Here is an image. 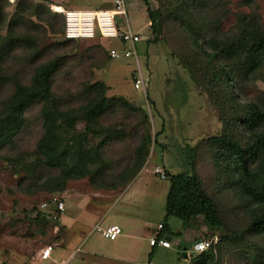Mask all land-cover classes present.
<instances>
[{
  "label": "rangeland",
  "instance_id": "1",
  "mask_svg": "<svg viewBox=\"0 0 264 264\" xmlns=\"http://www.w3.org/2000/svg\"><path fill=\"white\" fill-rule=\"evenodd\" d=\"M125 3L130 27L141 38L135 49L144 90L134 88L139 68L133 57H109V49L127 52L129 46L98 37L67 42L59 31L60 19L53 18L57 14L51 10L56 5L70 10L109 9V0H0V118L16 87L29 85L39 65L61 57L63 65L52 78L51 90L58 109L76 119L68 137L86 133L87 149L92 150L104 143L98 151L100 163L94 164L89 174L68 181L61 193L50 192L47 189L55 184L50 179L59 171L35 168L37 143L43 132L41 107L33 105L24 112L17 134L0 147V264H30L40 249L62 240L64 232L59 228L54 201L65 204L69 199L123 190L110 188L118 186L119 176L132 166L135 150L147 134L151 143L144 163L147 172L141 180L150 183L151 189L168 190L166 173L188 171L199 177L217 207L220 229L211 230L201 216L195 217L188 223L191 241L217 243L213 264H264V227L250 229L253 219L264 213V206L242 197L231 185L232 174H221L224 166L215 165L214 150V139L222 136L234 138L243 147L249 141L236 119L242 106L264 105V56L254 74H236L237 102L233 103L222 96L219 84L211 81L214 64L195 45L213 34L239 35L252 18L264 33V0ZM59 8L55 7V12H60ZM147 10L155 13L159 25L156 36ZM95 82L105 84L108 99H125L133 109L111 104L97 121L85 118L86 89ZM185 147L195 150L191 168L183 165ZM228 160L224 159V165ZM156 170L163 173L164 180ZM166 194L155 200L145 198L143 203H147H142L151 209L142 214L151 225L161 224ZM169 226L174 244L170 250L154 251L151 264L189 263L194 254L191 244L182 238V222L172 218ZM97 235L95 232L91 238ZM178 240L179 245H175ZM85 241L83 249L89 244L84 247Z\"/></svg>",
  "mask_w": 264,
  "mask_h": 264
},
{
  "label": "trees",
  "instance_id": "2",
  "mask_svg": "<svg viewBox=\"0 0 264 264\" xmlns=\"http://www.w3.org/2000/svg\"><path fill=\"white\" fill-rule=\"evenodd\" d=\"M51 4L49 3L50 6ZM46 12L49 13L48 10ZM147 15L151 23L150 29L156 36L159 25L155 20V13L147 10ZM53 18L60 19L59 31L65 39L64 16L57 14ZM243 18L247 20L246 17ZM66 41L74 42L73 40ZM195 45L202 52L203 57L214 64V72L210 76L211 81L219 84L222 96L228 102L236 103L237 96L234 91L236 90L234 85L236 74H254L264 56V33L257 20L249 19L247 28L239 35L219 37L213 34L208 39H203L201 44H198V41L195 42ZM62 65L61 57L39 65L34 70L29 85L16 87L6 103V113L0 118V147H2L12 141L23 125L24 112L33 105H40L43 132L37 143L38 156L35 168L46 167L59 171L57 177L50 179V183H55L54 187L47 189L56 193L63 192L68 181L89 174L91 167L100 163L98 151L104 145V143L100 144L95 150L87 149L86 133L68 137L67 131L73 128L76 119L72 118L68 112L58 109L51 90L52 78ZM107 90L102 82L87 86L86 92L89 100L84 109L85 118L97 121L106 113L111 104H118L126 110L133 109L125 99H108ZM240 109L241 114L237 116L236 122L238 127L247 133L249 141L243 147L232 137L222 136L214 139L215 165L218 168L224 166V170L220 171L221 174L226 176L232 174L231 185L249 203L264 206V105L250 103ZM145 117H147L146 114ZM150 143L151 136L147 134L135 150L132 166L119 176L118 186L111 187V190L119 188L124 190L135 179L144 167ZM182 150L183 165L188 168L193 167L195 150L190 147ZM226 157H229V160L224 165ZM166 179L169 189L160 237L172 238L166 224L169 218L180 220L183 229H188L189 221L201 216L209 229H220L221 221L217 207L208 196L198 176L190 175L188 171H185L178 174L166 173ZM53 209L55 213L58 212L56 208L53 207ZM263 227L264 213L253 219L250 224V229L254 230ZM216 247L217 243L210 244L206 251L192 255L188 264L216 263L214 254Z\"/></svg>",
  "mask_w": 264,
  "mask_h": 264
},
{
  "label": "crops",
  "instance_id": "3",
  "mask_svg": "<svg viewBox=\"0 0 264 264\" xmlns=\"http://www.w3.org/2000/svg\"><path fill=\"white\" fill-rule=\"evenodd\" d=\"M57 6H54L52 10L54 11L55 7L59 8ZM145 171L147 172V167H143L135 179L120 192L100 193L98 195L100 197L86 195L67 200L63 213L56 212L59 228H62L64 232L62 240L51 246L49 260L36 264H151L154 251L162 248L151 247L149 240L155 236L158 226L162 225L164 213L161 215V224L151 225L150 220L142 216L151 209L143 207L142 203L145 198L155 200L159 195L168 193V190L155 186L151 189L150 183L141 180ZM138 202L140 207L137 206ZM137 211L141 213L138 214ZM171 219L169 218L166 222L170 232ZM95 226L102 229L118 226L121 234L113 241L104 239L99 233L92 239ZM189 234L188 229H183L182 238L192 247L196 241H191ZM84 241V247L88 242L89 244L83 249ZM168 241L172 246V238ZM175 245H179V240L175 242ZM37 254L32 260L38 259ZM185 264H188V261Z\"/></svg>",
  "mask_w": 264,
  "mask_h": 264
},
{
  "label": "built area",
  "instance_id": "4",
  "mask_svg": "<svg viewBox=\"0 0 264 264\" xmlns=\"http://www.w3.org/2000/svg\"><path fill=\"white\" fill-rule=\"evenodd\" d=\"M109 3L111 8L100 10H66L62 8L63 12L57 14H62L65 19L64 37L66 40L73 41L81 39L91 40L97 37L102 40L115 39L122 45L129 46L130 51L127 52H121L117 49H109V57L113 60L133 57L139 68L137 69L134 88L135 90H144L143 74L139 67L135 49L136 45L141 42V38L136 32H133L130 27L127 18L125 0H109ZM119 19H121V23L119 22ZM155 172L157 176L164 180L165 177L161 171L156 170ZM54 206L58 212L63 213V202L59 200L54 201ZM41 207L45 208L46 205L44 204ZM162 229V225H159L155 236L149 240V245L151 247L170 249L171 242L164 236L160 237ZM93 230L99 233L104 239L110 241L115 240L121 234V230L118 226H109L106 229L95 226ZM212 243L213 241L199 240L191 247V253L196 255L200 254L206 251ZM51 252V246L44 247L37 254L38 259L35 261L32 260L30 264L49 260Z\"/></svg>",
  "mask_w": 264,
  "mask_h": 264
},
{
  "label": "water",
  "instance_id": "5",
  "mask_svg": "<svg viewBox=\"0 0 264 264\" xmlns=\"http://www.w3.org/2000/svg\"><path fill=\"white\" fill-rule=\"evenodd\" d=\"M166 239H167V240H171V238H170L169 236H167ZM186 256H187V253H184V254H183V258H186Z\"/></svg>",
  "mask_w": 264,
  "mask_h": 264
},
{
  "label": "bare ground",
  "instance_id": "6",
  "mask_svg": "<svg viewBox=\"0 0 264 264\" xmlns=\"http://www.w3.org/2000/svg\"><path fill=\"white\" fill-rule=\"evenodd\" d=\"M62 9V8H61ZM52 10V9H51ZM53 11V10H52ZM54 13H62L63 12V10H61L60 12H55V10L53 11Z\"/></svg>",
  "mask_w": 264,
  "mask_h": 264
}]
</instances>
